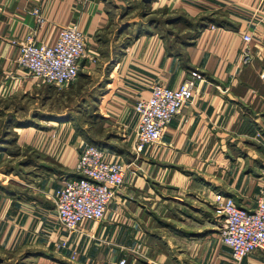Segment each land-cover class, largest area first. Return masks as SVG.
I'll return each mask as SVG.
<instances>
[{"label": "crops", "instance_id": "1", "mask_svg": "<svg viewBox=\"0 0 264 264\" xmlns=\"http://www.w3.org/2000/svg\"><path fill=\"white\" fill-rule=\"evenodd\" d=\"M127 3L0 0V105L37 96L43 84L16 62L25 35L37 30L38 45L54 46L63 28L76 27L87 42L80 75L96 68L111 74L104 85L111 90L103 102L107 114L99 119L108 141L100 148L106 161L127 168L105 219L85 220L68 236L54 199L63 181L76 177L78 159L98 129L67 120L43 125L37 116L19 124L17 142L0 143V264L10 262L6 254L49 253L60 239H68L69 248L52 257L56 264H234L221 241L214 200L221 193L253 210L264 196V0H157L153 9L181 14L180 23L195 25L196 35L182 36L186 29L165 36L149 25L111 70L108 37L119 35L125 19L117 13ZM128 31L119 37L126 39ZM244 35L252 36L247 65ZM192 71L204 77L193 100L159 143L136 153V101L150 97L155 84L179 88ZM239 264H264V253Z\"/></svg>", "mask_w": 264, "mask_h": 264}, {"label": "built area", "instance_id": "2", "mask_svg": "<svg viewBox=\"0 0 264 264\" xmlns=\"http://www.w3.org/2000/svg\"><path fill=\"white\" fill-rule=\"evenodd\" d=\"M38 23L42 26L44 19L39 17ZM243 41L242 64L247 65L253 60L252 36L244 35ZM86 52V38L76 27L63 28L54 46L38 45L36 30L19 42L16 62L21 70L38 81L65 87L78 79ZM202 81L204 77L192 71L179 88L155 84L150 97L136 101L134 110L139 116L133 143L136 153L161 141L171 121L193 100L196 85ZM75 171L76 177L65 179L54 199L59 226L68 236L79 232L85 220L99 223L105 219L115 192L124 185L127 168L123 163L106 161L103 149L88 145L80 155ZM214 206L216 214L223 220L222 244L230 249L234 264L256 251L264 253V196L259 198L256 208L249 210L219 193ZM67 242L68 239H63L62 244ZM76 258L74 252L72 259ZM118 264H127V260L122 259Z\"/></svg>", "mask_w": 264, "mask_h": 264}, {"label": "rangeland", "instance_id": "3", "mask_svg": "<svg viewBox=\"0 0 264 264\" xmlns=\"http://www.w3.org/2000/svg\"><path fill=\"white\" fill-rule=\"evenodd\" d=\"M124 1L128 2L127 7L123 10H118L117 14H120V21L122 18L125 19V21L124 23L121 22L117 28H119V35H122L124 31L129 29L128 33L130 36L126 39L120 38L119 35H111L108 37L110 40L112 39L111 47L106 50L109 54L112 53L113 55L112 63L108 65V68L111 70L116 65L118 59H120L119 57L128 49L131 41H133L139 33L145 32L149 25L161 31L165 36L169 34L178 35L181 31L183 33L186 32V29L190 31L184 33L182 36H188L190 39L196 35L197 31L193 30L195 25L180 23L178 18L182 15L176 14L173 10L172 14H170L171 16L167 14L164 15V9H153L152 5L151 10H148V8L143 5L142 0ZM164 17H166V19H164ZM169 23L171 24L168 25ZM117 28L115 26V29ZM118 39L121 40L118 41ZM110 40L106 43L109 44ZM98 71L99 69L96 68L95 74L80 75L74 83L65 87L51 86L42 82L43 84H41V87L38 89L37 96L36 94L27 95L24 101L12 99L11 102L7 101L5 105H0V143L14 145L17 142L18 128L21 126L19 124H30L32 118L37 116L43 121V125H47L51 121L59 123L60 121L67 120L75 122L79 129L83 130V128H85V130L88 131L91 124H93L95 125L94 128L98 130L92 132L93 135L90 133V143L101 147L100 145L108 141L102 131L103 125H99L101 122L99 119L100 116L107 114L104 108L106 105L103 104V102L111 90L107 91L104 85L108 80V76L111 74H107L106 71L104 73ZM110 78L114 80L113 77ZM101 87H103L102 90H98V88ZM8 111L11 113H5ZM99 130L103 132L104 135H101L102 133ZM62 243L63 240L60 239L54 245V249L49 253L45 251L44 255L39 254L40 250L35 249L21 251V254H6V260L8 261L11 259L10 262L6 264H56V260H52V257L60 256L63 251L69 248L68 242L66 245ZM137 251H139V249H137ZM135 255L138 261L140 259L146 261L145 258L137 253H135ZM127 264H130V262Z\"/></svg>", "mask_w": 264, "mask_h": 264}, {"label": "trees", "instance_id": "4", "mask_svg": "<svg viewBox=\"0 0 264 264\" xmlns=\"http://www.w3.org/2000/svg\"><path fill=\"white\" fill-rule=\"evenodd\" d=\"M157 0H142L143 5L148 8V10H151L152 5L156 3Z\"/></svg>", "mask_w": 264, "mask_h": 264}]
</instances>
